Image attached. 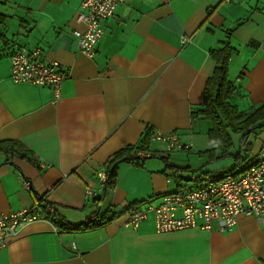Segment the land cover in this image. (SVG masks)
I'll list each match as a JSON object with an SVG mask.
<instances>
[{
	"label": "crops",
	"instance_id": "obj_1",
	"mask_svg": "<svg viewBox=\"0 0 264 264\" xmlns=\"http://www.w3.org/2000/svg\"><path fill=\"white\" fill-rule=\"evenodd\" d=\"M80 3L0 0V36L7 41L0 42V141L16 140L34 155V162L14 156L8 163L0 152V213L29 208L41 197L59 217L84 222L98 211L84 194L86 188L102 193L97 172L147 133L141 159L119 163L117 185L103 191L100 210L121 212L192 181L165 176L160 155L191 170L193 158L206 164L197 152L211 146V122L191 114L202 108L216 66L210 51L221 48L228 32L227 75L235 86L229 104L251 112L264 103V0H122L90 57L72 36L84 29ZM21 47L40 48L65 70L55 103L51 88L11 79L10 56ZM156 134H175L182 147L167 151ZM232 138L236 150L240 135ZM249 141L251 157L264 144V127L251 131ZM125 219L119 213L98 227L58 232L50 221L35 220L6 242L0 264H264V220L253 216L239 215L228 231L167 233L155 230L152 213L137 228Z\"/></svg>",
	"mask_w": 264,
	"mask_h": 264
},
{
	"label": "built area",
	"instance_id": "obj_2",
	"mask_svg": "<svg viewBox=\"0 0 264 264\" xmlns=\"http://www.w3.org/2000/svg\"><path fill=\"white\" fill-rule=\"evenodd\" d=\"M121 1L81 0L77 20L84 24V29L72 31L80 53L89 57L94 55L96 45L104 34L103 22L113 15ZM10 77L14 82L51 88L52 102L55 103L60 97L62 82L67 74L58 61L45 60L40 48L21 47L11 53ZM155 137L167 142V151L182 147L175 134H156ZM97 178L103 182L105 170H99ZM23 185L25 188L30 187L27 181H23ZM84 194L94 199L100 192L86 188ZM149 213L153 214L158 233L214 228L228 231L235 226L239 215L253 216L263 221L264 144L256 155L232 172L179 181L172 191L129 206L123 213L126 218L124 225L137 228ZM35 220H48L55 232L60 231L57 211L43 198L29 208L0 213V250L10 238L17 236L24 225ZM89 221L97 222L98 216L91 215ZM74 248L71 245V249Z\"/></svg>",
	"mask_w": 264,
	"mask_h": 264
},
{
	"label": "trees",
	"instance_id": "obj_3",
	"mask_svg": "<svg viewBox=\"0 0 264 264\" xmlns=\"http://www.w3.org/2000/svg\"><path fill=\"white\" fill-rule=\"evenodd\" d=\"M229 38L230 34L228 32L221 48L210 51L211 56L216 61V66L213 75L205 84L202 108L191 114L192 118L202 117L211 122V128L208 131L211 146L207 150H199L197 152L198 155L205 157L206 164L225 159L231 160L230 164L221 168V173L232 172L245 164L246 160L250 158L251 142L249 141V135L251 131L264 127V103L251 112H236L228 102V99L235 91V86L228 79L227 75L229 59L233 51ZM0 42L5 46L7 45V41L3 40L2 36H0ZM233 135H240L237 141L238 149L236 150L234 149ZM148 136L149 133L145 135L142 144L138 146H125L113 154L109 160L108 167L105 169V180L102 184L104 192L114 189L117 185L119 176L118 165L120 162H138L141 159L138 153L145 150ZM0 152H3L7 156L6 161L8 163H11V159L14 156H20L34 162L32 152L16 140L0 141ZM160 159L163 160L165 166L163 173L169 178L180 180L184 178L181 176V172L193 171L187 162L170 160L168 156L164 155H160ZM197 171L199 172L196 175H192L187 179L198 180L206 176L218 174L216 173L218 170L203 171L200 168ZM103 191L92 201L98 207V211L92 214L98 216L97 222H90L89 217L84 222L72 223L60 217V230L80 231L98 227L105 224L110 218L116 217L119 213L123 214L127 208L115 213H112L109 208L103 211L100 210L99 200Z\"/></svg>",
	"mask_w": 264,
	"mask_h": 264
},
{
	"label": "rangeland",
	"instance_id": "obj_4",
	"mask_svg": "<svg viewBox=\"0 0 264 264\" xmlns=\"http://www.w3.org/2000/svg\"><path fill=\"white\" fill-rule=\"evenodd\" d=\"M252 139V138H251ZM180 150V149H178ZM194 162L191 163L192 172H182V176L187 178L191 177L192 175H196L199 171L198 169L202 168L203 171H211V170H218L216 173L221 174V168L225 167L227 164H230V159L220 160L211 164H204V160H201L200 158H193ZM185 179H182L181 181H184Z\"/></svg>",
	"mask_w": 264,
	"mask_h": 264
}]
</instances>
